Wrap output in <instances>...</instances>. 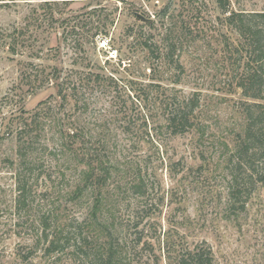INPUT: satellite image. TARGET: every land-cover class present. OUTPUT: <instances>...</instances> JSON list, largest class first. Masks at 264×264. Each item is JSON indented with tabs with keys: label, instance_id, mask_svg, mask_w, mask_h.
Instances as JSON below:
<instances>
[{
	"label": "rangeland",
	"instance_id": "1",
	"mask_svg": "<svg viewBox=\"0 0 264 264\" xmlns=\"http://www.w3.org/2000/svg\"><path fill=\"white\" fill-rule=\"evenodd\" d=\"M231 10L264 12V0H231ZM219 17L214 0L0 3V264L31 251L33 264H90L109 245L115 264H178L179 251L203 243L215 264H264V185L231 199L244 108L258 101L237 87L242 69L224 40L233 49L238 36ZM54 68L76 85L65 108L53 84L40 88ZM184 100L198 104L193 127L174 137L165 107ZM19 111L42 114L35 202L21 216L8 136ZM69 131L80 138L73 151ZM45 218L62 234L51 255L34 244Z\"/></svg>",
	"mask_w": 264,
	"mask_h": 264
},
{
	"label": "trees",
	"instance_id": "2",
	"mask_svg": "<svg viewBox=\"0 0 264 264\" xmlns=\"http://www.w3.org/2000/svg\"><path fill=\"white\" fill-rule=\"evenodd\" d=\"M17 1L26 0H0V3L7 6L15 4ZM214 2L223 16L222 18L219 17L221 23L232 29L238 36V42L233 49L229 47V40H224L225 48L235 55L237 60L236 67L242 69V74L237 81V87L242 90L244 97L258 101V103L245 105L244 112L248 121L246 136L244 139H240L235 154L230 161L233 170L231 199L234 201L235 206L244 191L250 197L256 191L258 185H264V12H237L231 10V0H214ZM13 46H11V50L15 52L16 44ZM145 47L151 49V45L147 43H145ZM70 77L62 79L61 71L54 68V72L52 75L50 73L49 77L45 76L44 73L41 75L40 88L46 84H53L52 86L57 91L62 106L65 108L70 98H73L71 93H69L70 90L74 91V93L76 92V85ZM96 79L95 82H98L100 76H97ZM25 80L28 82L29 78L25 77ZM89 82H91V79H89ZM10 100L12 99L7 96L3 99V102ZM45 104H47V101L42 102L40 105ZM197 108L198 104L193 103V100H184L173 106L166 105V126L172 136L177 137L188 133L189 129L193 127L192 120ZM19 112L23 113V115L17 117L21 119L20 127L14 130V125L11 124L8 133V136H15L18 142L17 163L15 161V187L17 192L15 214L17 216L27 213L35 202L32 193L33 181L35 180V167L39 162V159L35 157L38 152L36 149L38 143L36 125L42 115L41 113H36L31 119H26L25 111ZM49 114L50 111L45 116H49ZM5 136L0 137L1 142L4 141ZM77 139H80L77 133L69 131L66 136V148L73 151L75 144L78 142ZM92 179L93 173H90L87 176V180L90 182ZM103 181L104 179H98L94 180L93 183L100 189V185L105 183ZM244 208L245 204L242 206V210ZM46 220L47 218L39 221L44 229L42 233L35 235L34 244L43 242L47 246L44 250L45 254L51 255L61 250L60 237L62 234L58 233V229H51ZM136 240L138 245L143 239L139 237ZM81 241L78 245H74L77 246L76 249L79 251L83 250L84 242L87 241V238H82ZM172 247V244L168 245V254L172 252ZM106 250L104 249L101 251L102 253L97 254L90 264H115L119 253L111 245ZM35 254V251H31L28 254L16 253L17 261L14 264H33L32 260ZM178 264H215V260L211 248L203 243L197 244L193 248L188 247L179 251Z\"/></svg>",
	"mask_w": 264,
	"mask_h": 264
},
{
	"label": "water",
	"instance_id": "3",
	"mask_svg": "<svg viewBox=\"0 0 264 264\" xmlns=\"http://www.w3.org/2000/svg\"><path fill=\"white\" fill-rule=\"evenodd\" d=\"M138 17H139V18H142V20H143L144 22H146V23H149V24L152 23V20L145 19V18H143V17H141V16H138Z\"/></svg>",
	"mask_w": 264,
	"mask_h": 264
}]
</instances>
